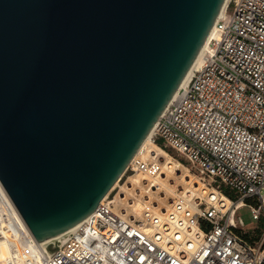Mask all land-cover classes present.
I'll list each match as a JSON object with an SVG mask.
<instances>
[{
	"label": "water",
	"instance_id": "1",
	"mask_svg": "<svg viewBox=\"0 0 264 264\" xmlns=\"http://www.w3.org/2000/svg\"><path fill=\"white\" fill-rule=\"evenodd\" d=\"M225 0H0V184L38 243L120 177Z\"/></svg>",
	"mask_w": 264,
	"mask_h": 264
},
{
	"label": "built area",
	"instance_id": "2",
	"mask_svg": "<svg viewBox=\"0 0 264 264\" xmlns=\"http://www.w3.org/2000/svg\"><path fill=\"white\" fill-rule=\"evenodd\" d=\"M211 29L151 134L204 187H181L161 213L145 202L132 216L107 194L60 242L38 243L0 184V264H264V230L246 240L238 215L248 207L264 223V0H228ZM145 151L125 172L165 176Z\"/></svg>",
	"mask_w": 264,
	"mask_h": 264
},
{
	"label": "bare ground",
	"instance_id": "3",
	"mask_svg": "<svg viewBox=\"0 0 264 264\" xmlns=\"http://www.w3.org/2000/svg\"><path fill=\"white\" fill-rule=\"evenodd\" d=\"M228 0H225L220 13L225 9L226 4H227ZM219 13V14H220ZM212 33V29L210 30L204 44L202 45V48L200 49L198 55L196 56L194 62L192 63L191 67L189 68L188 72L186 73V75L184 76L183 80L181 81L180 85H183L184 83H186V81L188 80V78L191 75V72L193 71L194 68L198 67L199 63H200V58L205 46V43L208 39V37L210 36V34ZM178 89V88H177ZM176 92V91H175ZM174 95V94H173ZM151 134H152V129L149 131V133L146 135L145 139L143 140V142L141 143L140 147L138 148L137 152L135 153L138 154L139 152L142 151V149H146L145 151V156H148L150 158H158V160H160L161 162V166H162V170L165 171V176L162 174L156 176V177H147L146 175H143L141 173H137V175L133 178L129 177V184H131V186H125L124 188L122 187V190H129L128 192L131 193V197L134 196L133 190L136 189V185H143L141 187H139L140 189L139 191V195L140 193L142 194V191H144V187L146 188L145 191H147V194L144 195V197L147 198H143V202H151V205L153 206V209L158 211V213H161L164 210V207L160 208L158 207V204H154L156 203L155 201L151 200V194H149L148 192H160V193H175V186L170 182V178L169 175H175L177 177H179L181 184L183 186H189L190 190H200V188L204 187L202 185V183L197 180V178L193 177L192 173L189 172V170L186 168L185 165H183L182 163H180L178 160L174 159L172 156H170V154H168L165 150H163L162 148H160L158 145L154 144L151 141ZM126 169V168H125ZM125 172V170H124ZM124 172H122L121 174H123ZM120 174V176H121ZM119 179V178H118ZM145 179V183L143 182ZM142 180V181H140ZM117 181H115L113 183V187L116 185ZM127 183V182H126ZM135 185V186H134ZM123 186V185H122ZM112 187V186H111ZM110 187V188H111ZM112 187V188H113ZM110 190V189H109ZM108 190V192L105 194L107 196V194L110 192ZM122 193H120L119 195H121ZM103 196V198L101 200L106 199V196ZM130 195V194H129ZM166 195V194H165ZM163 195V196H165ZM135 197V196H134ZM117 198V197H116ZM115 198V199H116ZM114 199V200H115ZM131 199V198H130ZM136 199V198H135ZM114 200H110V202L114 203ZM223 200V205L225 207L228 206V202H227V198L226 197H222ZM118 201H120V204L122 205L123 208H128L129 210H124L123 211L116 209V211L120 214H129L130 216L132 215H139L142 212L143 209V204H141V200H139L137 203H139V209L137 211H133L132 206L134 205L135 200L131 199V200H127L126 197H121L119 196ZM115 207V206H114ZM78 224L74 225L73 227H71L69 230H66L65 232L54 236L52 238H49L46 242L54 240L55 242H60L64 237H66V235H68V233H70ZM43 242V243H46ZM7 253V248L5 246L4 243L0 242V258L4 257Z\"/></svg>",
	"mask_w": 264,
	"mask_h": 264
},
{
	"label": "rangeland",
	"instance_id": "4",
	"mask_svg": "<svg viewBox=\"0 0 264 264\" xmlns=\"http://www.w3.org/2000/svg\"><path fill=\"white\" fill-rule=\"evenodd\" d=\"M136 175H137V173H134V172L128 170L125 173L121 174L119 179L116 180L117 181L116 185L114 187L112 185L113 188L112 187L110 188V190H109L110 192L108 193L107 199L114 200L117 197L114 200V203H113L114 206H115L114 207L115 209H119L121 211H123L122 209L129 210L128 208L126 209V208L122 207V205L120 204V201H118L119 196L126 197L127 200H131V199L135 200L134 205L132 206L133 211H137L139 209V203H137L139 200H141V204H145V202H143V198H147V197H144V195L147 194V191H142V194L140 193V195H139V191H138L140 189L139 187H141L143 185H141V186L140 185H138V186L136 185V189L133 190V193H134L135 197L134 196L131 197V193L128 192L129 190H127V191L126 190H122L121 191L122 187L124 188L125 186H129V187L131 186V184L128 183L129 182V177L133 178ZM169 178H170V182L175 186L174 187L175 188L174 189L175 193H171L170 192V193H165L166 194L165 195V194L160 193V192H158V193L157 192H150V191L148 192L149 194H151V200L155 201L156 203H154V204H158V207H160V208L168 207V204L171 202V200L173 199L175 194L178 192V190H180L181 187H185V186H183L181 184V181H180L179 177H177L175 175H171V176L169 175ZM140 181H142V180H140ZM143 182L145 183V179H144ZM143 190H145V187H144ZM120 193H122V194L119 195ZM163 195H165V196H163ZM127 215H129V214H127ZM238 215L241 217V219H242V221L244 223V226L242 228L243 232H248L249 235L253 236L255 234L258 235L257 231L262 233V230H264V225H262V227H261V223L253 221L251 219L248 207L240 208L238 210ZM259 236H260V234H259Z\"/></svg>",
	"mask_w": 264,
	"mask_h": 264
},
{
	"label": "trees",
	"instance_id": "5",
	"mask_svg": "<svg viewBox=\"0 0 264 264\" xmlns=\"http://www.w3.org/2000/svg\"><path fill=\"white\" fill-rule=\"evenodd\" d=\"M223 190V193L226 195V196H230V193L228 192V190H226V189H222ZM259 223H261V227H262V225H264V223H262V222H259ZM257 233H258V235H259V231H257ZM242 235H243V237L246 239V240H248V239H252V238H257L258 237V235L257 234H255V235H253V236H251V235H249V233L248 232H244V233H242Z\"/></svg>",
	"mask_w": 264,
	"mask_h": 264
}]
</instances>
